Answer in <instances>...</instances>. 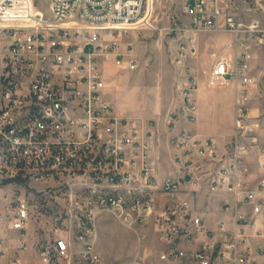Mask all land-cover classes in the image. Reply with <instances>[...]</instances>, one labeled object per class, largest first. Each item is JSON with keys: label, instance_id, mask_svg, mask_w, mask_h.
Wrapping results in <instances>:
<instances>
[{"label": "built area", "instance_id": "2783aa9c", "mask_svg": "<svg viewBox=\"0 0 264 264\" xmlns=\"http://www.w3.org/2000/svg\"><path fill=\"white\" fill-rule=\"evenodd\" d=\"M149 1L50 0L44 14L34 0H0V185L13 187L12 203L0 219L26 230L30 193L46 200L58 187L75 208L66 227L38 247L48 264H103L95 246L96 219L98 210L110 206L127 209L132 219H152L166 244L157 260L135 258L130 264H264L250 257V221L239 208L251 205L253 215L264 213V177L251 186L245 159L252 146L260 145L264 153L262 115H254L250 105L255 92L264 89V64L260 76L253 73L259 52L264 59V19L243 21L238 0H185L188 35L175 57L182 67L197 55L200 32L233 34L208 84L237 81L235 132L220 150L214 138L201 139L171 123L175 168L158 183L151 142L106 98L103 68L110 59L118 67H137L120 50L119 35L142 27ZM179 86L180 115L194 121L199 82L189 72ZM56 176L55 185L38 180ZM188 184L231 193L234 227L222 222L218 229L208 228L192 200L182 196ZM255 236L264 238V221ZM2 238L0 264H23L19 250L6 256ZM184 241L199 245L188 249ZM259 250L264 255V247Z\"/></svg>", "mask_w": 264, "mask_h": 264}, {"label": "rangeland", "instance_id": "374dc122", "mask_svg": "<svg viewBox=\"0 0 264 264\" xmlns=\"http://www.w3.org/2000/svg\"><path fill=\"white\" fill-rule=\"evenodd\" d=\"M258 1L238 0L237 12L243 21L264 19V0ZM34 2L44 14H49L50 0ZM188 22L185 0H150L149 13L141 23L142 27L130 28L119 35L120 50L134 58L137 67L132 70L118 67L113 59L107 60L103 66L107 82L106 98L113 103L117 113L134 119L139 133L152 141L156 152L161 148L170 159L175 149L169 143V126L176 122L174 117L186 119L180 115L183 94L179 85L189 72L198 82L199 78L202 81L208 79L210 69L227 53L226 43L233 38V34L226 31L200 32L197 36V55L189 56L187 67H182L175 57L188 35ZM253 64V73L260 76L264 64L262 55ZM211 87L219 92L211 95L215 105L210 117L204 119L203 127L211 132L224 131L229 127L232 99L230 94L220 91L227 86ZM253 98L250 104L252 112L262 115L264 119V89ZM156 160L160 168L161 161ZM163 163L167 170V162ZM38 180L51 185L58 182L57 176ZM12 188L11 185H0V216L12 203ZM30 196L32 209L26 230L12 229L9 221L0 219L2 245L8 257L19 250L23 264H48L40 257L38 247L51 242L55 232L66 227L65 224L72 217L71 212H74L75 202L65 201L63 190L58 187L55 191H49L46 200L34 192ZM128 213L127 209L115 206L97 211L95 246L103 264H130L135 258L157 260L165 248L152 219H132Z\"/></svg>", "mask_w": 264, "mask_h": 264}, {"label": "crops", "instance_id": "0c3cea01", "mask_svg": "<svg viewBox=\"0 0 264 264\" xmlns=\"http://www.w3.org/2000/svg\"><path fill=\"white\" fill-rule=\"evenodd\" d=\"M258 55H261L260 52L258 53ZM236 84L237 81H233L225 89L220 90L221 92L230 94L232 99L230 122H229V127L226 130L219 132H211V131H207L208 128L203 127V124L205 123L204 119L210 117L212 112V107L215 105V101L211 99V95L218 94L219 90H216L215 88L209 86L208 79L202 81L201 78H199V88L194 94V99L198 105L196 119L194 121H188L185 118L180 117L179 119L176 120V127L178 129L186 128L192 131L193 133H195L197 137L201 139L212 137L218 143L220 150H224L226 144H228L232 140L235 132L234 99H235ZM255 93H257V91ZM258 95L259 93L255 94L254 98L257 97ZM261 120L262 123L264 124V119ZM259 134H261V140L264 143V139H263L264 134L262 133V130H259ZM150 142L152 145L151 140ZM155 150L156 149L152 147V156L153 159L156 161V165H157L155 176L158 183H162L163 180L174 171L175 165L172 156L170 159V157H168V154L165 155V152H163L161 148L157 152ZM156 158H158L161 161L160 168H158L159 164ZM245 159L250 167V174L248 176V179L250 180V185L255 187L259 179L264 177V166L260 165V160L264 159V153L261 150V146L260 145L252 146L249 149ZM164 161L167 162V166H168L167 170H165V168L163 167ZM186 188L187 191L184 192L182 196L188 197L192 200L196 210L198 211L199 215L203 217L208 228L218 229L222 222H224L229 228L234 227L233 214L235 210L234 209L235 202H234V197L231 193L227 192L224 189H219L218 191H211L209 187L199 188L191 184L186 185ZM193 188H196L197 190H192ZM161 201L164 202L165 198L162 197ZM226 203L230 204V207L228 209L224 207ZM239 208L240 210L248 214L250 221V223L246 226V229L250 234L248 242L252 248L250 257L251 259H255L257 261H264V255L259 250L264 247V238L255 236V229L257 228V225L260 222L264 221V213L253 215L251 205H239ZM254 220H256V223L253 225ZM198 245L199 242L193 243L189 241H184L182 243V246L188 249H192L194 247H197ZM165 248H166V244H165Z\"/></svg>", "mask_w": 264, "mask_h": 264}]
</instances>
